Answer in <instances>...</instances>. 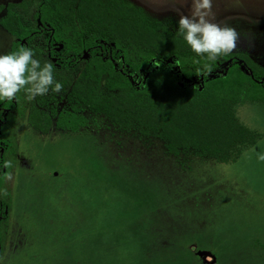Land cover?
I'll return each instance as SVG.
<instances>
[{
  "label": "rangeland",
  "instance_id": "rangeland-1",
  "mask_svg": "<svg viewBox=\"0 0 264 264\" xmlns=\"http://www.w3.org/2000/svg\"><path fill=\"white\" fill-rule=\"evenodd\" d=\"M131 1L176 23L193 11L192 0ZM207 18L264 66V0H212ZM13 41L0 25V54ZM236 110L263 137L233 163L172 156L101 116L78 133L19 119L0 264H264V103Z\"/></svg>",
  "mask_w": 264,
  "mask_h": 264
},
{
  "label": "trees",
  "instance_id": "trees-1",
  "mask_svg": "<svg viewBox=\"0 0 264 264\" xmlns=\"http://www.w3.org/2000/svg\"><path fill=\"white\" fill-rule=\"evenodd\" d=\"M0 25L14 37L8 53L32 49L63 85L31 101L23 90L0 101V262L13 201L7 176L26 115L43 134L53 126L78 133L101 116L140 139L161 140L172 156L220 163L238 161L263 137L241 122L236 106L264 103V66L246 52L197 56L176 22L131 0H21L0 5Z\"/></svg>",
  "mask_w": 264,
  "mask_h": 264
},
{
  "label": "clouds",
  "instance_id": "clouds-1",
  "mask_svg": "<svg viewBox=\"0 0 264 264\" xmlns=\"http://www.w3.org/2000/svg\"><path fill=\"white\" fill-rule=\"evenodd\" d=\"M192 6L191 16L179 14L177 34L183 37L197 56L206 57L209 61L229 55L237 46L239 34L236 29L207 18L212 9V0H192ZM33 57L32 49L26 47L0 54V101H12L22 90L29 101L47 94L50 89L56 93L63 90L62 83L54 79L53 65H41ZM259 159L264 160V155H260ZM11 166L10 161H5V168ZM7 178L11 179V175ZM4 194H7L6 190Z\"/></svg>",
  "mask_w": 264,
  "mask_h": 264
}]
</instances>
